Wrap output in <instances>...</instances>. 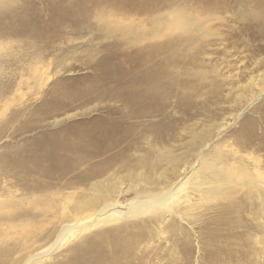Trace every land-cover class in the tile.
I'll list each match as a JSON object with an SVG mask.
<instances>
[{
    "label": "bare ground",
    "instance_id": "obj_1",
    "mask_svg": "<svg viewBox=\"0 0 264 264\" xmlns=\"http://www.w3.org/2000/svg\"><path fill=\"white\" fill-rule=\"evenodd\" d=\"M121 1L123 8L111 0H0V41L27 39L23 45L34 51L29 56L32 58L25 60V68L35 85L50 79L42 69L50 53L70 55L80 50L59 46L68 36L88 35L82 50L91 59L97 58L90 67L91 73L81 78L86 84L59 79L40 103L38 111L43 115L53 117L67 112L64 119L69 123L0 155V233L12 228L26 230L29 225L44 229L48 222H54L56 227L59 224L46 247L19 259L13 255L25 250L37 235L28 231L11 244L2 240L0 264H45L72 240L108 224L116 226L80 239L70 247L66 261L121 264L131 258L136 247L143 243L150 247L155 237L167 229L172 231L175 220L189 224L186 213L190 192L200 199L213 195L223 200L243 189L247 196L257 200L262 198L261 191L264 194V176L256 159H251L250 170L235 154L225 155L229 163L205 160L202 148L211 138L210 130H191V140L183 144L186 155H175L171 144L176 141L177 127L171 110L182 106L184 115H189L191 109L190 96L180 95L178 90L179 77L174 66L181 57L174 54L179 46L192 51L195 34L161 37L163 31H156L155 27L223 23L227 15L233 17L234 8L226 6L225 0ZM251 1L255 5L252 16L264 19V0ZM181 5L196 11L186 14L176 10ZM116 14L127 19L150 18L156 22L154 32L139 33L133 30L135 25L131 22L111 19ZM200 36L222 38L221 34L206 30ZM182 80L179 85L189 88L190 83ZM255 86L257 94L250 101L264 96V85ZM178 93V101H172ZM94 101L102 106L100 116L73 121L77 115L68 112H73L78 102L85 105ZM253 123L246 118L235 132L234 146L238 151L254 148ZM228 126L229 123H223L217 133ZM195 156L198 160L194 162ZM24 199L30 200L25 208L13 206ZM236 208L240 207L225 205L220 211L224 214ZM142 216H146L147 224L131 221Z\"/></svg>",
    "mask_w": 264,
    "mask_h": 264
},
{
    "label": "rangeland",
    "instance_id": "obj_2",
    "mask_svg": "<svg viewBox=\"0 0 264 264\" xmlns=\"http://www.w3.org/2000/svg\"><path fill=\"white\" fill-rule=\"evenodd\" d=\"M111 1L116 2L118 7H124L121 0ZM225 1L226 6L230 9L234 8L232 10L234 15L233 17L227 15L223 23L214 22L204 25L197 22L193 26L184 23L172 27L169 25L155 27L156 31L159 29L163 31L161 37H185L187 36L185 34L190 32L195 34L192 51L179 46L176 55L174 54L176 57L178 55L177 58L181 57V64L185 62L182 66L180 63L177 65L179 69L174 66V72L177 73V78H180L177 79L180 95L183 93L190 96L191 109L189 108V115H184L182 106L171 110V116L177 126L174 129L176 141L171 144L174 146L175 155H186L187 148H184L183 144L191 140V130L193 132L210 130L211 138L204 145V149L202 148L207 162L218 164L220 161H228L229 163V157L235 154L237 159H243L241 160L250 170L251 159L254 158L258 161L261 175L264 176V96L259 100L250 101L251 96L257 94L255 85L258 87L264 85V19L263 16H252L254 14L251 13V9H254L255 5L251 0ZM176 10L184 11L186 14L196 11L193 7L182 5ZM116 15L111 16V19L126 20V24L131 22V25H135L133 30H138L142 34H151L152 28L156 26V22L150 18L127 19L123 16L125 18L123 19L122 16ZM198 18L199 21H203V18ZM205 30L212 34H221V40H217L214 36L203 38L200 34ZM68 39L71 41H67ZM68 39L62 40L59 46L80 50L70 55L50 53L45 61L46 66L42 68L44 75H49L50 79L42 82V85H35L26 72L25 60L32 58L29 56H33L31 53L34 51L23 45L27 39L0 41V155L14 146H23L26 140L55 131L64 123H69L70 120L64 119L67 112L47 117L38 111L54 82L63 79L73 81L75 84L79 82L86 84L87 81L81 78L91 73L90 67L97 60V58L91 59L82 50L87 45L88 35H83L81 38L71 35ZM95 42L96 40L92 44ZM56 71L58 75L54 74ZM181 80L189 82L190 87L182 88L179 85ZM179 93L171 100L178 101ZM78 103L73 112H68L77 115L73 121L91 120L102 114V106L98 101L85 105ZM11 115L15 117L12 119ZM246 118L254 121V148L238 151L234 146V134ZM55 119L58 122H55ZM26 121L32 122L29 124ZM225 122L229 123V126L217 133L218 127ZM255 145H260L261 148L256 149ZM216 149L219 152H216ZM216 156L219 157L216 159ZM197 160L195 156L193 161ZM235 165L237 167L238 164ZM234 166L231 168L236 169ZM131 193L129 191L128 196H131ZM261 193L262 201L254 196H247L245 189L238 193L234 192L227 200L213 195L203 196L200 199L197 194L190 192V206L186 213L189 224L175 220L171 227L172 231L167 229L166 233L155 237L150 247L144 243L136 247L131 258L128 261L122 260L121 264H264V194L262 191ZM29 201L20 200L14 202L13 206L25 208ZM225 205H235L240 208L223 214L220 207ZM131 221H145L147 224L146 216L132 218ZM53 223L48 222L44 229L39 225L35 227L29 225L26 230L7 229L0 233L2 238L5 236L3 239L0 237V242L3 240V243L11 244L12 240L24 237L28 231L36 234L37 237L31 245L13 255V258L19 259L32 251L46 247L52 241L59 226L58 224L56 227L57 224ZM114 226L116 224H108L84 233L53 253L51 260L45 264H70L66 261L70 257V247L82 238L94 236ZM20 246L21 244L18 250Z\"/></svg>",
    "mask_w": 264,
    "mask_h": 264
}]
</instances>
